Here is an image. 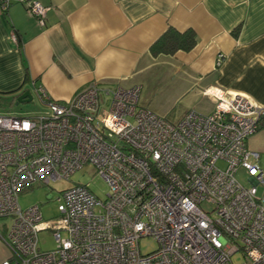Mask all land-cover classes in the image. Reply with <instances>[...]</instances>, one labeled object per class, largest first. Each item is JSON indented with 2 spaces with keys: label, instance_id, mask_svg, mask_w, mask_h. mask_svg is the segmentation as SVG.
Here are the masks:
<instances>
[{
  "label": "built area",
  "instance_id": "built-area-1",
  "mask_svg": "<svg viewBox=\"0 0 264 264\" xmlns=\"http://www.w3.org/2000/svg\"><path fill=\"white\" fill-rule=\"evenodd\" d=\"M14 2L40 24L50 9L0 0V10ZM204 93L214 110L177 122L141 105L139 86L95 82L64 102L36 89L38 114L0 113V218L11 219L1 264H235L236 253L240 264H264V171L247 147L264 127V104L216 86ZM87 163L108 185L103 199L76 184L60 192L50 220L38 204L20 206L21 191ZM42 230L53 249L39 248ZM144 238L154 250L141 251Z\"/></svg>",
  "mask_w": 264,
  "mask_h": 264
},
{
  "label": "crops",
  "instance_id": "crops-1",
  "mask_svg": "<svg viewBox=\"0 0 264 264\" xmlns=\"http://www.w3.org/2000/svg\"><path fill=\"white\" fill-rule=\"evenodd\" d=\"M39 1L50 7L43 24L18 2L0 10V96L11 103L38 88L64 102L95 82L139 86L140 104L171 122L212 112L210 86L264 104V0ZM169 29L192 31L194 45L153 52ZM247 147L260 157L264 127ZM5 236L0 228V264L10 256Z\"/></svg>",
  "mask_w": 264,
  "mask_h": 264
},
{
  "label": "rangeland",
  "instance_id": "rangeland-1",
  "mask_svg": "<svg viewBox=\"0 0 264 264\" xmlns=\"http://www.w3.org/2000/svg\"><path fill=\"white\" fill-rule=\"evenodd\" d=\"M32 96V101L20 103L18 105H15V102L11 103L8 97L0 96V112L9 113L11 115H34L43 112L44 107L38 99L37 94L32 93ZM180 110L179 105H176L172 112L178 113ZM170 115H173V113ZM220 165L223 166V163H220ZM259 165L262 171H264V152H260ZM237 178L242 184H248L247 177L242 170L238 171ZM76 184L87 185L88 188L101 199H103L108 192L107 183L96 173L94 167L87 163L76 170L68 180H55L50 181L48 184H35L31 188L21 191L18 194V201L23 209L38 204L43 219L50 220L58 214L57 198L60 192ZM259 192H262L261 187H259ZM10 224V217L0 218V228L4 232L8 231ZM55 245L56 242L51 230H42L38 233V246L41 250L53 249ZM155 247V242L148 238H144L140 241V249L143 253L150 252L154 250ZM231 259L235 264H240L243 260L240 253L234 254Z\"/></svg>",
  "mask_w": 264,
  "mask_h": 264
},
{
  "label": "trees",
  "instance_id": "trees-1",
  "mask_svg": "<svg viewBox=\"0 0 264 264\" xmlns=\"http://www.w3.org/2000/svg\"><path fill=\"white\" fill-rule=\"evenodd\" d=\"M195 40V35L190 30L179 33L169 29L154 42L152 45L153 52L157 49L165 53H174L178 49L188 50L194 45Z\"/></svg>",
  "mask_w": 264,
  "mask_h": 264
},
{
  "label": "water",
  "instance_id": "water-1",
  "mask_svg": "<svg viewBox=\"0 0 264 264\" xmlns=\"http://www.w3.org/2000/svg\"><path fill=\"white\" fill-rule=\"evenodd\" d=\"M32 99H33L32 93L30 92V90L26 89V90L20 92L16 96L15 105H18L20 103L30 102ZM48 197H50V196H48Z\"/></svg>",
  "mask_w": 264,
  "mask_h": 264
}]
</instances>
